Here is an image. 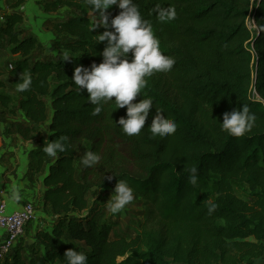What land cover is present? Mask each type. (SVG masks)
I'll return each instance as SVG.
<instances>
[{"label":"trees","instance_id":"trees-1","mask_svg":"<svg viewBox=\"0 0 264 264\" xmlns=\"http://www.w3.org/2000/svg\"><path fill=\"white\" fill-rule=\"evenodd\" d=\"M35 1L56 15L59 51L35 57L39 41L26 34L20 11L27 0H14L0 34L20 59L0 63V104L18 117L7 132L36 140V169H48L43 203L55 222L51 231L37 232L32 258L16 248L4 264H64L69 249L84 253L88 264H264V31L246 27L250 18L264 26V0L252 7V0H134L160 51L176 63L146 78L133 102L151 98L153 106L140 134L131 137L118 123L126 106L110 102L93 115L90 94L78 92L72 79L76 67L103 62L107 41L97 35L114 29L95 28L99 13L86 0ZM157 4L174 7L176 18L160 22ZM120 11L118 5L107 10L109 24ZM23 72L32 85L17 92ZM244 104L257 119L237 138L220 123ZM157 109L177 124L164 140L148 130ZM61 135L69 138L66 151L49 157L43 147ZM85 143L101 159L78 176L77 153ZM193 166L195 186L189 182ZM119 180L143 208L136 235H117V216L109 221L104 215V201L113 195L106 190ZM95 190L101 191L97 198ZM209 200L218 205L211 215Z\"/></svg>","mask_w":264,"mask_h":264},{"label":"clouds","instance_id":"clouds-1","mask_svg":"<svg viewBox=\"0 0 264 264\" xmlns=\"http://www.w3.org/2000/svg\"><path fill=\"white\" fill-rule=\"evenodd\" d=\"M86 3L95 11L97 21L95 28L103 26L105 30L97 35L98 42L107 41V45L102 52L103 62L93 63L90 68L78 66L75 68L73 82L78 92L87 90L90 94L87 99L92 105L93 115H98L104 106L114 102L119 108H127V116L121 117L119 125L122 131L128 136H138L144 128L150 110L153 106L151 98H143L140 102L134 103L136 97L141 94V90L146 86L147 77L154 73H167L173 69L176 61L171 56H166L160 51L159 40L153 34L151 25L144 20L138 6L134 0H86ZM260 3V0H259ZM258 6L257 0H252L250 7ZM114 5L122 10L109 24L107 10ZM157 19L160 22L171 21L176 18V9L157 4L154 8ZM249 31H264V26H257L254 23H246ZM132 54L131 62L128 57ZM70 56H65L67 61ZM9 69L15 68L9 64ZM32 78L28 73L23 72L21 80L17 83V92H26L31 88ZM113 97L115 100L113 101ZM163 111L157 109L151 126L148 128L153 138L159 137L164 140L174 135L177 131L175 121L165 119ZM256 115L250 112L247 104L241 110L226 112L223 115L221 129L234 137H242L250 132L256 122ZM67 136H59L55 141L46 143L43 147L44 153L49 157H56L58 152L66 151L68 145ZM98 152L87 151L81 158V163L86 168H93L100 163ZM197 168L190 169L189 182L197 185ZM132 188L123 180H119L114 188V195L107 202L109 211L113 214L121 212L134 200ZM20 189L15 187L9 196V201L16 204L20 201ZM217 204L208 201V214L211 215L217 208ZM64 264H88L87 256L77 251L69 249L64 255Z\"/></svg>","mask_w":264,"mask_h":264},{"label":"crops","instance_id":"crops-1","mask_svg":"<svg viewBox=\"0 0 264 264\" xmlns=\"http://www.w3.org/2000/svg\"><path fill=\"white\" fill-rule=\"evenodd\" d=\"M13 2L14 0H0V27L5 23L7 15L12 12ZM26 3L31 4V9L35 14L43 17L41 30L45 34H40V36L44 35L48 40L47 45L45 44L47 49L39 45L41 49L38 47L35 57L38 59L53 57L59 51L56 41L57 34H55L53 29L54 17L56 15L45 14L42 7L35 0H27ZM26 3L22 6L24 8L22 12H27L28 14H26L27 16L24 14V27L29 29L30 33L31 29L27 27V24L29 21L35 19L37 15H33L28 10ZM0 37V40L7 41L5 36L0 34ZM7 48L9 52L6 51V54L9 55L10 49L8 46ZM11 56L14 62L20 59L19 56ZM12 92L7 91L9 94H13ZM17 119L18 117L10 114L0 104V195L6 205V213L9 215L20 211L26 204L34 205L35 217L26 227L25 234L15 244V249L19 248L24 257L32 258V247L38 242L37 232L39 230L51 231L55 218H53L51 208L49 206L45 207L43 203V182L48 169L46 168L41 172L36 169V159L33 156V152L36 149V140H23L18 135L7 132L8 126ZM17 186L20 189L21 199L18 203L12 204L9 201V196ZM5 237V232L0 230V238Z\"/></svg>","mask_w":264,"mask_h":264},{"label":"rangeland","instance_id":"rangeland-1","mask_svg":"<svg viewBox=\"0 0 264 264\" xmlns=\"http://www.w3.org/2000/svg\"><path fill=\"white\" fill-rule=\"evenodd\" d=\"M26 7H28V10L30 12H32L33 15H37V17L35 19L28 22L27 27L31 29V31H30L31 34H34L35 36H37L38 41H39V45H41V47L44 46V48L47 49L46 48L47 46H45V44L48 43L47 38L44 35L40 36V34H45V32H43L41 30V23L43 21V17L39 14H35V12L32 11V9H31L32 6L30 3H26ZM24 14H25V16L28 15L27 12ZM26 34H29V29H26ZM0 39H1V37H0ZM41 39H43L44 41ZM41 47H40V49H41ZM6 51L9 52V50L7 48V41L5 42V41L0 40V63H2V64L7 63L8 60H10V61L13 60V58L10 54L9 55L6 54ZM8 91H12V90H8ZM12 93H15V92H12ZM87 151H89V144L85 143L77 153L76 166H77L78 176H80V174L84 168V166L81 163V158L83 157V155ZM106 191H108V193L113 192V195H114V188L106 190ZM95 192H96V195L94 196V198H97V196L101 194V191L95 190ZM102 193L106 194L107 192L105 193L104 191H102ZM239 193L245 199L247 198V196L243 193V191L241 189L239 190ZM104 194H102V195H104ZM111 196L108 195V199L106 201H104L105 202L104 203V212H105L104 215H105L106 219L109 221L110 220L112 221L113 217L117 216L116 218L119 222L116 226V229H115V233H117V235H120V236L123 234L136 235V233L139 232V230H140L137 222L143 221V220H141L142 219L141 214H142L143 208L141 207L139 199L134 196L135 198L130 205L126 206L121 212L113 214L109 211V209L107 207V202L111 199ZM101 198H100V200H102ZM102 202H103V200H102ZM114 236L117 237L115 234H114Z\"/></svg>","mask_w":264,"mask_h":264},{"label":"built area","instance_id":"built-area-1","mask_svg":"<svg viewBox=\"0 0 264 264\" xmlns=\"http://www.w3.org/2000/svg\"><path fill=\"white\" fill-rule=\"evenodd\" d=\"M23 10L21 7L20 11ZM247 23L255 24V20L250 18ZM34 217L33 204H26L20 211L7 214L5 202L0 195V230L6 234L5 238H0V264H4L13 255L16 242L25 234L26 227Z\"/></svg>","mask_w":264,"mask_h":264}]
</instances>
